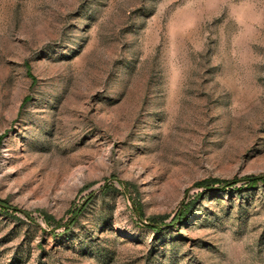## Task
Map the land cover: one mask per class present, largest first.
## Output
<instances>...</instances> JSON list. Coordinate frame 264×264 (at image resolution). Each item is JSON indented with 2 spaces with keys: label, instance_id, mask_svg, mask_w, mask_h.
Returning <instances> with one entry per match:
<instances>
[{
  "label": "rangeland",
  "instance_id": "obj_1",
  "mask_svg": "<svg viewBox=\"0 0 264 264\" xmlns=\"http://www.w3.org/2000/svg\"><path fill=\"white\" fill-rule=\"evenodd\" d=\"M0 264H264V0H0Z\"/></svg>",
  "mask_w": 264,
  "mask_h": 264
},
{
  "label": "trees",
  "instance_id": "obj_2",
  "mask_svg": "<svg viewBox=\"0 0 264 264\" xmlns=\"http://www.w3.org/2000/svg\"><path fill=\"white\" fill-rule=\"evenodd\" d=\"M261 180H263V179H258V178H251V179H248V181H249V185L257 184V183L260 182ZM201 185H203V186H207V187H212L213 183L204 182V183H202ZM77 215H78V213L76 214V216H77ZM155 228H156V227H155L154 225L151 226V229H152V230H156Z\"/></svg>",
  "mask_w": 264,
  "mask_h": 264
}]
</instances>
